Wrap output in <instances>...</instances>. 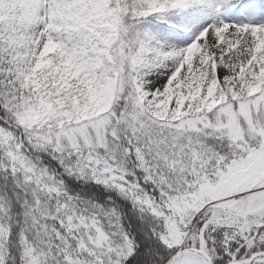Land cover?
Wrapping results in <instances>:
<instances>
[{
    "label": "snow or ice",
    "instance_id": "snow-or-ice-1",
    "mask_svg": "<svg viewBox=\"0 0 264 264\" xmlns=\"http://www.w3.org/2000/svg\"><path fill=\"white\" fill-rule=\"evenodd\" d=\"M0 264H264V0H0Z\"/></svg>",
    "mask_w": 264,
    "mask_h": 264
}]
</instances>
